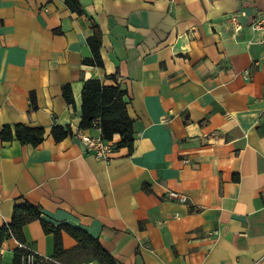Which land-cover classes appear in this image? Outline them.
<instances>
[{"label": "crops", "instance_id": "0c3cea01", "mask_svg": "<svg viewBox=\"0 0 264 264\" xmlns=\"http://www.w3.org/2000/svg\"><path fill=\"white\" fill-rule=\"evenodd\" d=\"M78 1L82 15L65 0H0V129L45 130L37 147L0 140V228L28 202L114 264H264V36L230 19L264 0ZM93 24L102 67L83 62ZM87 80L125 91L132 153L114 135L101 161L74 136L101 138L79 127ZM55 124L71 135L56 142ZM22 235L42 264H106L65 232L55 254L39 220ZM19 243L2 241L0 264Z\"/></svg>", "mask_w": 264, "mask_h": 264}, {"label": "trees", "instance_id": "16d2710c", "mask_svg": "<svg viewBox=\"0 0 264 264\" xmlns=\"http://www.w3.org/2000/svg\"><path fill=\"white\" fill-rule=\"evenodd\" d=\"M68 9L78 15L83 14V9L78 0H65ZM102 34L96 24L92 25V35L87 39V45L92 53L91 58L83 60L85 64L102 67L103 61L100 54ZM116 79V76H113ZM61 93L65 102L74 104L71 86L64 84ZM125 91L119 85L105 86L100 80H87L81 91L80 123L81 129H91L94 120L98 119L101 138L110 141L114 135L119 136L116 147H125L128 153L133 152L134 134L132 119L127 113V103L124 100ZM31 109L36 108L35 96L30 94ZM45 130L42 127H29L24 124L3 125L0 129L1 141L16 140L20 145L37 147L43 140ZM50 134L56 142L71 135L70 126L53 125ZM39 220L45 234H53L55 254L62 252L61 233L65 232L84 247L91 248L93 254L106 264H114L111 256L102 248L99 242L90 237L86 232L67 223L52 225L41 218L38 206L28 202L16 204L13 208L12 219L8 225L0 228V247L4 239L11 236L24 242L22 226L29 221ZM23 249L14 251L12 264H22ZM38 264H42L41 261Z\"/></svg>", "mask_w": 264, "mask_h": 264}, {"label": "built area", "instance_id": "2783aa9c", "mask_svg": "<svg viewBox=\"0 0 264 264\" xmlns=\"http://www.w3.org/2000/svg\"><path fill=\"white\" fill-rule=\"evenodd\" d=\"M244 17L247 19L246 24L251 28L252 31L260 33L264 36V10L258 11L253 17L247 15L246 12H239L231 14L230 19L234 22V31L238 32L244 23H242L239 18ZM261 44L264 48V38L261 40ZM94 126H98V119L94 120ZM74 136L85 146L92 154L101 161H107L109 155L113 150V145L109 141H104L100 137H91L82 130H77ZM170 196L175 197L174 192L169 193ZM18 247L23 249V254L21 257L22 264H38L41 258L33 250V248L25 243H19Z\"/></svg>", "mask_w": 264, "mask_h": 264}]
</instances>
